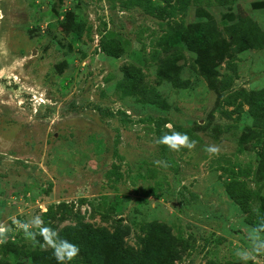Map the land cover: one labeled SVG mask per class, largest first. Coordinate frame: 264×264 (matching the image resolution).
Here are the masks:
<instances>
[{
	"label": "rangeland",
	"instance_id": "obj_1",
	"mask_svg": "<svg viewBox=\"0 0 264 264\" xmlns=\"http://www.w3.org/2000/svg\"><path fill=\"white\" fill-rule=\"evenodd\" d=\"M199 25L207 51L162 43ZM262 92L264 0H0V264L65 254L79 224L128 225L140 250L153 223L185 248L175 264H264ZM171 131L195 147L157 143Z\"/></svg>",
	"mask_w": 264,
	"mask_h": 264
},
{
	"label": "trees",
	"instance_id": "obj_2",
	"mask_svg": "<svg viewBox=\"0 0 264 264\" xmlns=\"http://www.w3.org/2000/svg\"><path fill=\"white\" fill-rule=\"evenodd\" d=\"M178 38L190 51H207L210 47L209 35L204 25H199L189 35L168 34L162 37V43L168 45L178 41ZM173 57L175 59L162 61L160 64L158 69L159 83L165 81L178 82L180 80L183 66L179 65L178 61H182L183 56L179 52ZM125 80L129 87L136 89L143 82V76L137 69L127 67ZM254 110L256 113L264 114V92L257 96L254 102ZM233 198L239 201V199ZM262 224L264 225V220H262ZM130 234L131 228L124 224L115 227L113 232L105 228L79 224L63 230L57 240L62 245L65 255L69 251L63 246L65 242L76 245L79 252L75 257L80 258L82 264H175L182 258L185 251L182 243L171 234L170 229L164 224L153 223L149 226L143 248L140 250L125 246V239ZM58 263L56 255L53 256L49 252H38L33 254L31 264Z\"/></svg>",
	"mask_w": 264,
	"mask_h": 264
},
{
	"label": "clouds",
	"instance_id": "obj_3",
	"mask_svg": "<svg viewBox=\"0 0 264 264\" xmlns=\"http://www.w3.org/2000/svg\"><path fill=\"white\" fill-rule=\"evenodd\" d=\"M166 127L171 130L172 125H166ZM157 143L160 145H164L167 147L168 150L170 151H180L182 148L186 149H193L195 147L196 142L191 140L187 134L176 132V131H171V134H162L158 140ZM206 152L210 154H217L219 152V148L216 146H208L206 149ZM155 164L161 165V166H166L164 161H154ZM24 227H27V225H24ZM67 251V254L63 253H56L57 259L61 262L63 261H71V259L75 256H77L79 249L76 245L69 244L67 242L64 243L63 245ZM260 247H264V244L260 245ZM238 256H240L242 259H249L252 258L249 253L246 252H238Z\"/></svg>",
	"mask_w": 264,
	"mask_h": 264
}]
</instances>
